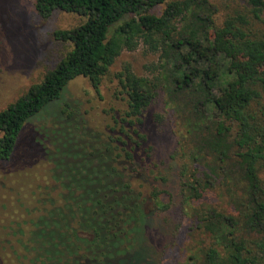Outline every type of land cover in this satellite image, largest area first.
I'll list each match as a JSON object with an SVG mask.
<instances>
[{
  "label": "trees",
  "instance_id": "16d2710c",
  "mask_svg": "<svg viewBox=\"0 0 264 264\" xmlns=\"http://www.w3.org/2000/svg\"><path fill=\"white\" fill-rule=\"evenodd\" d=\"M248 3L254 17L264 14V0ZM33 5L42 18L61 11L81 21L54 31L71 49L0 110V162L11 160L25 125L61 100L70 81L86 77L99 93L123 50L142 44L158 59L147 66L150 75L136 74L129 63L116 74L127 104L115 119L118 131L75 126L96 159L90 168L61 165L48 155L57 194L35 198L19 179L0 195V264H99L120 253L118 244L126 248L148 217V198L135 187L148 169L138 149L147 136L138 129L160 93L177 127L184 199L200 202L192 210L200 239L186 264H264V35L253 31L250 13L235 11L218 25V7L210 0ZM56 111L74 123V110ZM93 170L104 175L98 196L90 188L99 183ZM212 194L216 202H207ZM149 197L158 204V192ZM98 249L100 255L93 253Z\"/></svg>",
  "mask_w": 264,
  "mask_h": 264
},
{
  "label": "rangeland",
  "instance_id": "374dc122",
  "mask_svg": "<svg viewBox=\"0 0 264 264\" xmlns=\"http://www.w3.org/2000/svg\"><path fill=\"white\" fill-rule=\"evenodd\" d=\"M210 1L218 7V25L230 13L251 11L248 0ZM163 8L159 6L154 12L158 14ZM250 15L253 31L264 35V14L259 18ZM80 21L79 16L61 11L42 18L36 13L33 0H0V110L39 82L71 49L70 43L54 38V31L72 28ZM157 59L158 55L142 44L133 51L123 50L103 78L99 93L86 77L70 81L61 100L25 125L11 160L0 162V195L4 196V191L11 185L17 186L19 179L27 180V192L33 193L35 198L57 194L52 189L55 185L51 163L46 156L61 165L69 162L71 167L81 171L96 160L91 159L89 144L75 126L84 122V126L97 133L118 131L115 119L122 118L127 104L116 74L129 63L136 74L150 75L147 66ZM61 109L76 112L74 123L70 117L55 115L56 110ZM142 118L138 131L147 136V141L138 149L144 157L141 162L148 169L144 170L145 177L140 178L135 187L148 198L145 203L148 217L140 230L145 232L138 231L127 240L123 244L126 248H119V244L115 246L120 253L99 264H186L189 250L195 248L200 239L192 213L193 207L200 202L188 203L184 199L179 175L182 161L177 155V127L165 109L162 93ZM113 127L115 131H112ZM103 176L100 170H93V178L99 179V183L90 187L95 188L93 195L101 194L100 178ZM14 192L17 195L15 189ZM152 192L159 193L158 204L149 197ZM216 199L212 194L207 202L213 203ZM101 251L98 249L93 253L100 255ZM88 264H92L91 259Z\"/></svg>",
  "mask_w": 264,
  "mask_h": 264
}]
</instances>
